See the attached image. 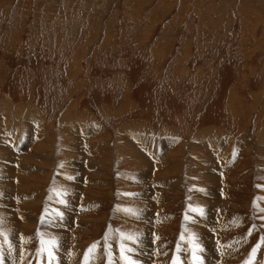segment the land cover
Returning <instances> with one entry per match:
<instances>
[{
    "label": "rangeland",
    "instance_id": "rangeland-1",
    "mask_svg": "<svg viewBox=\"0 0 264 264\" xmlns=\"http://www.w3.org/2000/svg\"><path fill=\"white\" fill-rule=\"evenodd\" d=\"M12 247L18 264H264V0H0Z\"/></svg>",
    "mask_w": 264,
    "mask_h": 264
},
{
    "label": "bare ground",
    "instance_id": "bare-ground-1",
    "mask_svg": "<svg viewBox=\"0 0 264 264\" xmlns=\"http://www.w3.org/2000/svg\"><path fill=\"white\" fill-rule=\"evenodd\" d=\"M231 98V99H230ZM230 100H229V103H232V98L233 97H231L230 96ZM235 108V107H234ZM207 130H209V129H207ZM214 138V137H213ZM101 141V140H100ZM40 147L38 148V149H40V150H42V148H43V146L40 144L39 145ZM181 147H183V145H180L179 147H178V150L181 152V153H183V151H182V148ZM38 149H34V151H37ZM177 150V149H176ZM184 150V149H183ZM44 151V150H43ZM170 156H172L173 158H174V155H175V152H170ZM30 157V156H29ZM179 157V156H178ZM178 159V158H177ZM173 160V159H172ZM25 162H24V164H23V167L24 168H28V169H30V171H34V172H36L37 170H39V169H42L41 167H39V165H40V162L36 159V158H32V157H30L29 159H26V160H24ZM192 161V160H191ZM177 162H181V159H179V160H177ZM176 165V164H175ZM34 166H36L37 168H35V169H32V167H34ZM41 166V165H40ZM43 166V165H42ZM37 169V170H36ZM51 174V173H50ZM163 174H166V172L165 173H163ZM31 176V175H30ZM37 178L36 177H33V175L31 176V179L30 178H28L27 180H28V183H30L31 181L32 182H35V180H36ZM38 180V179H37ZM35 185V184H34ZM28 188V187H27ZM52 216V215H51ZM48 217V216H47ZM134 220H136V219H134ZM146 220V219H145ZM143 221V220H142ZM47 222H50V223H54V224H49L48 226L51 228H53V227H57V226H59V224H61V223H59L58 224V222H56V218H55V220L53 219V217H50L47 221H44L41 225L43 226V224H45V223H47ZM135 224V223H134ZM43 228H45L46 229V227L45 226H43ZM60 228V227H59ZM12 245V244H11ZM15 246V245H14ZM5 247V246H4ZM7 248V247H6ZM4 248V250L3 251H7V249H9V248ZM17 248V247H16ZM8 253H10L11 254V256H7V255H4V254H2V253H0V264H4V263H6V264H18V263H20V259H22V255H20V252H18V251H16V249H15V247L13 248L12 247V252H10V251H8ZM7 254V253H6ZM9 255V254H8ZM14 256H17V257H14ZM57 257V256H56ZM17 258V259H16ZM144 259H145V257H144ZM23 260V259H22ZM56 261L58 260L60 263H62V264H64V260H60V259H55ZM202 261V260H201ZM206 261V260H205ZM204 262V261H203ZM55 263V262H54ZM207 263V262H206ZM22 264H27V262H25V261H23L22 262ZM30 264V263H29ZM85 264V263H84ZM200 264V263H199ZM203 264V263H202Z\"/></svg>",
    "mask_w": 264,
    "mask_h": 264
},
{
    "label": "crops",
    "instance_id": "crops-1",
    "mask_svg": "<svg viewBox=\"0 0 264 264\" xmlns=\"http://www.w3.org/2000/svg\"><path fill=\"white\" fill-rule=\"evenodd\" d=\"M152 151H153V152L150 151V152H151V153H150V159H151V160H155V157L157 156V154H156V149H153Z\"/></svg>",
    "mask_w": 264,
    "mask_h": 264
}]
</instances>
